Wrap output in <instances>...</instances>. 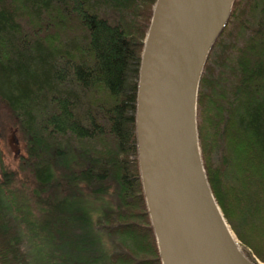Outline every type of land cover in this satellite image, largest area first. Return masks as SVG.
<instances>
[{
    "label": "trees",
    "instance_id": "1",
    "mask_svg": "<svg viewBox=\"0 0 264 264\" xmlns=\"http://www.w3.org/2000/svg\"><path fill=\"white\" fill-rule=\"evenodd\" d=\"M155 0H0V104L25 142L31 210L0 149V264H161L135 138ZM197 130L210 188L264 261V0H234L204 64Z\"/></svg>",
    "mask_w": 264,
    "mask_h": 264
},
{
    "label": "water",
    "instance_id": "2",
    "mask_svg": "<svg viewBox=\"0 0 264 264\" xmlns=\"http://www.w3.org/2000/svg\"><path fill=\"white\" fill-rule=\"evenodd\" d=\"M234 0H155L137 83L135 138L161 264H264L218 205L202 161L197 94Z\"/></svg>",
    "mask_w": 264,
    "mask_h": 264
},
{
    "label": "rangeland",
    "instance_id": "3",
    "mask_svg": "<svg viewBox=\"0 0 264 264\" xmlns=\"http://www.w3.org/2000/svg\"><path fill=\"white\" fill-rule=\"evenodd\" d=\"M1 105L2 104H0V149L3 152V160L5 165L9 168L17 169V180L14 183V187L25 194L31 210L36 212L35 199L31 193L32 187L34 186L33 177L29 172L18 169L20 155L25 153V142L6 111L7 108L4 105L1 107Z\"/></svg>",
    "mask_w": 264,
    "mask_h": 264
},
{
    "label": "bare ground",
    "instance_id": "4",
    "mask_svg": "<svg viewBox=\"0 0 264 264\" xmlns=\"http://www.w3.org/2000/svg\"><path fill=\"white\" fill-rule=\"evenodd\" d=\"M232 8V7H231Z\"/></svg>",
    "mask_w": 264,
    "mask_h": 264
}]
</instances>
